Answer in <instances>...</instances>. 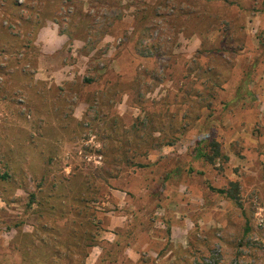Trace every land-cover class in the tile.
<instances>
[{
    "label": "rangeland",
    "instance_id": "374dc122",
    "mask_svg": "<svg viewBox=\"0 0 264 264\" xmlns=\"http://www.w3.org/2000/svg\"><path fill=\"white\" fill-rule=\"evenodd\" d=\"M0 264H264V0H0Z\"/></svg>",
    "mask_w": 264,
    "mask_h": 264
},
{
    "label": "trees",
    "instance_id": "16d2710c",
    "mask_svg": "<svg viewBox=\"0 0 264 264\" xmlns=\"http://www.w3.org/2000/svg\"><path fill=\"white\" fill-rule=\"evenodd\" d=\"M202 143V141H200V144ZM199 144V143H198ZM200 144L198 145L199 147L197 148V151H196V156L198 158H204L206 157L205 153L201 151L200 149ZM171 143H168L166 144L165 146H170ZM211 147L214 148V155L217 157L219 155V151H218V145L216 143H211L210 144ZM138 168H142V167H145V165H142V164H138L136 165ZM176 173V172H175ZM230 188L233 190V193L237 191L238 189V184L237 183H230L229 184ZM219 194H222L224 193L222 190H214V189H211Z\"/></svg>",
    "mask_w": 264,
    "mask_h": 264
},
{
    "label": "crops",
    "instance_id": "0c3cea01",
    "mask_svg": "<svg viewBox=\"0 0 264 264\" xmlns=\"http://www.w3.org/2000/svg\"><path fill=\"white\" fill-rule=\"evenodd\" d=\"M35 83H37V84H40V83H38L37 81H34Z\"/></svg>",
    "mask_w": 264,
    "mask_h": 264
}]
</instances>
